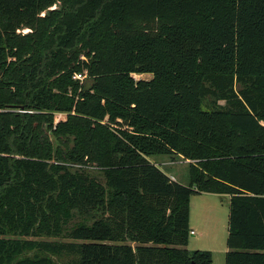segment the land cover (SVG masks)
<instances>
[{
	"label": "trees",
	"instance_id": "obj_1",
	"mask_svg": "<svg viewBox=\"0 0 264 264\" xmlns=\"http://www.w3.org/2000/svg\"><path fill=\"white\" fill-rule=\"evenodd\" d=\"M174 154L187 186L148 160ZM200 193L229 196L224 264H264V0H0V236L69 240L0 238V264H211Z\"/></svg>",
	"mask_w": 264,
	"mask_h": 264
},
{
	"label": "rangeland",
	"instance_id": "obj_2",
	"mask_svg": "<svg viewBox=\"0 0 264 264\" xmlns=\"http://www.w3.org/2000/svg\"><path fill=\"white\" fill-rule=\"evenodd\" d=\"M21 33H26L27 30H21ZM135 80H148L150 75H132ZM88 79L77 81L79 88L74 95L75 101L78 99V94L82 90L80 87L82 83ZM74 80V79H72ZM75 81V80H74ZM71 95V93H69ZM224 106L223 101L214 102L213 99L207 98L203 101L202 111L204 113H213L217 107ZM59 115L61 117L59 118ZM63 120L65 115L62 113H55V119ZM55 123V122H54ZM57 123V122H56ZM102 125H107L106 117L101 121ZM150 163L158 167L167 177L176 183L187 186L189 183L188 168L190 164H195L197 161L184 158L180 154L171 156L161 155L148 158ZM84 219L76 213L71 215L67 221L65 228H69L75 224L82 223ZM89 223V220H87ZM227 223H228V197L226 195L214 194H195L190 197L189 204V230L194 231V235L189 234L186 250L189 252H208L211 255V264H224V256L226 253V239H227ZM22 223L15 221L14 225L10 227L6 234L0 236L6 242L11 240H31L42 241L48 243L68 242V239L59 238L54 234H39L36 232L32 234H25L21 231ZM24 230V229H23ZM133 247L134 245L130 243ZM28 257L37 256L35 251H27ZM48 258L53 264H78V256L65 253H52Z\"/></svg>",
	"mask_w": 264,
	"mask_h": 264
},
{
	"label": "built area",
	"instance_id": "obj_3",
	"mask_svg": "<svg viewBox=\"0 0 264 264\" xmlns=\"http://www.w3.org/2000/svg\"><path fill=\"white\" fill-rule=\"evenodd\" d=\"M80 59L85 60L84 57H80ZM85 77H86V71H84L83 73H75V74L72 76V79H74L75 81H80V80L85 79ZM60 117H61V115H59V118H60ZM58 121H59V120L56 118L54 122L56 123V122H58ZM190 234L192 235L193 232H190Z\"/></svg>",
	"mask_w": 264,
	"mask_h": 264
},
{
	"label": "crops",
	"instance_id": "obj_4",
	"mask_svg": "<svg viewBox=\"0 0 264 264\" xmlns=\"http://www.w3.org/2000/svg\"><path fill=\"white\" fill-rule=\"evenodd\" d=\"M202 194V193H201ZM203 194H209V193H203ZM214 195H218V194H214ZM219 196H221V195H219ZM227 196V195H226ZM228 197V200H229V196H227ZM190 232H193V234L192 235H194L195 233H194V231L193 230H190Z\"/></svg>",
	"mask_w": 264,
	"mask_h": 264
}]
</instances>
